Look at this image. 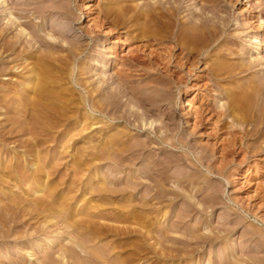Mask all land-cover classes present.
Returning <instances> with one entry per match:
<instances>
[{
    "label": "rangeland",
    "instance_id": "374dc122",
    "mask_svg": "<svg viewBox=\"0 0 264 264\" xmlns=\"http://www.w3.org/2000/svg\"><path fill=\"white\" fill-rule=\"evenodd\" d=\"M22 1L29 3L25 4ZM31 1L6 0L4 6L0 4V264H10V262L14 264L23 258L29 257L28 255L32 252L34 253L32 259L36 260H40L47 253L56 256L59 252L57 251L58 248L60 249L62 248L61 246L65 245L72 246L75 240L81 244V247L83 245L82 249L84 247L87 250L97 249L102 248V246L103 248L111 249L110 255H113L115 251L111 246L113 247V244L114 246L117 244L120 247L119 250H122L121 253H124L122 257L128 253L129 261L135 260L137 262L136 260L142 258L141 262H146H143V264H227L230 260H232L233 264H264V185H259L264 182V162L261 160L262 158L253 156L248 160V164H239L243 156L240 154H229L223 165L219 164L221 160V147L219 145L221 138L218 141L219 143L217 142L218 144L215 145L214 142L217 139L214 138V140L213 136L207 135V133L211 132L210 128L207 130L203 126L193 127L192 125L194 112L202 110L200 106L210 99L208 98L210 94L208 89L212 87L215 88L213 92V95H216L215 106L218 103L219 105L222 103L226 104L229 102L230 97L231 100L233 96L236 98L241 89L248 93L251 89L252 97L249 98L250 94L244 93V96L245 94L248 95L247 97L243 96L239 100V104H237L239 111L237 110L238 112H235V114H242V119L243 117L245 119L250 117L252 122L250 123L253 124V117L262 108L261 110L263 111L260 110L262 113L259 116L257 115L258 119L260 117L261 120H258V124L260 123L258 126H264V104L262 105V98H259L261 96H258L257 92L256 94L254 93L257 89L255 91L252 89L253 85H256L257 82L264 78V42L262 49L259 48L258 53L253 48L255 46L253 37L256 35L264 36V0H160L161 2L159 0H52L53 2L49 1V3L47 1L48 5L51 3L50 9L43 14L35 11L36 5L32 4ZM124 1L130 5L132 4L136 10L139 8L140 10L146 9L149 4L155 1H157L156 4L159 7H162L164 12H166V8L171 6H177V8L173 11L175 15L161 17L160 22H147L144 25L145 23L139 21V27L136 25L124 28L126 21H124L125 19L120 12V5ZM83 3L86 5L84 8L82 7ZM53 5L56 10L60 6L71 11L72 18L75 16L74 22L70 24L69 19H67L69 21L66 19H64L66 21H62L60 11L53 10ZM103 7L110 12L108 23L106 24V27L109 28L108 32H104L107 31V28H104L103 32L87 36L85 31L89 26L91 28L94 25L95 16ZM9 11H11L10 14H8ZM84 12H87L90 20L84 19ZM200 16L202 18L206 16L210 21V29L213 32V36H211V32L210 36L207 35V39L203 33L199 32V34L196 33L198 31H194L195 34L188 27L190 21L191 23L193 21L197 22L196 20ZM116 25L120 32L125 35L122 33L120 35V39L123 38L124 40L122 45L118 42V39L114 38L117 32ZM128 25H131V23ZM55 28L68 33V36L64 37L65 40L52 31ZM22 29L23 32H21ZM24 29L25 31L33 30L38 32L46 39L49 38L46 32L53 34V38L56 41H65V43H61L66 46L71 45L69 43L72 40L81 42L83 45L80 44L79 47L81 49L83 47V49L73 51L49 50L45 47H40L39 49L38 43L32 40L31 35L26 36L27 31L25 32ZM191 31L192 34H190ZM125 32L129 33L126 34ZM127 35L130 36V39L126 38ZM210 37L213 39L210 40ZM4 38L5 40H3ZM15 41H18V43L14 44ZM94 43L96 44L94 45ZM207 43H209V46L206 50L205 45ZM4 44L11 46L5 47L6 50H3ZM26 46L28 50H26ZM30 46L34 47V50H30ZM109 46L120 49L118 52L122 54L121 58L116 59L114 66H109L110 59L108 63L106 61L108 65L104 72L106 77H110L108 84L113 86L119 85L114 72H116V69L122 68V63H127V56L130 51L146 57L145 59L148 63L146 68L136 67L137 69L142 68L143 71L133 70V73L137 75H132V85L140 83L142 79L152 81L153 83H150V88L147 91H150L153 95L161 94L160 98L162 99H160L159 103L163 105L160 112H149L146 120L149 119L146 122H153L152 130L163 124L168 125L170 131H167V138L174 133L179 139L183 138L182 140L189 143L188 147L184 146L182 148L179 145H176L177 147L167 145L154 151L156 155H163V157L166 156L173 159L172 170L178 174L183 173L181 176L198 177V180L194 181L196 184L192 183L189 185L190 188L189 186L186 188H183L185 185L182 186L184 190H181V193L183 195L176 197L172 203L164 201L163 204H157L158 199L152 200L156 207L159 205L160 208L163 207L164 212L161 211L162 209L159 211L165 215L161 216L163 214L159 215L158 210H155L151 216H156L154 220L156 222L149 228H147L149 225L143 228L142 224L146 218L144 214H147V207L143 204L145 199H149L146 183L148 181L144 177H137L143 172V166L147 164V160L144 162V159H137L132 163L133 165L126 166L125 164L122 165L123 167L118 165V161L115 163L122 156L120 154L128 155L127 151L125 153L124 151L122 153L115 152L114 155L120 153L117 157L112 155V151H110L111 153H107L112 155V157L114 156L115 160L111 159L112 157L107 160H100L101 153L104 152L101 150L100 144L105 140L107 142L109 139L108 135L111 136L112 132L119 130L127 133L128 131V135L124 133L123 137V140H126L127 143L130 142V138L132 141H135L136 138L145 139L146 133L145 135L138 134L126 121H119L113 124L108 121L107 126L103 127L102 123H98L96 127V121L101 115L98 113H93L92 117L87 115V112L92 113L87 93L91 90V94L94 93L92 98L95 100L96 92H93L95 91L93 88L96 87L93 86L105 88V83H101L99 79L100 70L95 69L91 65V61L94 58L103 56V62L98 60V63L103 65L104 61L107 60L106 53ZM18 48H25V50H18ZM99 50L101 53L103 50L105 54L102 53L103 55H100ZM37 55L40 58H37ZM25 56L28 57L26 61L24 60ZM33 57L40 59L39 64L36 62L37 59L33 60ZM189 60L190 63L193 62L192 60L198 61L194 71L187 74L186 64ZM23 62L28 66L30 64L32 66V63L37 64H35L36 66L33 65L36 69L35 77L38 74H41V76H43L42 74H45L44 76L47 75L45 83L43 82L47 87L41 85V83L40 85L47 90L50 87V97L46 95L44 98L43 93L41 91L38 92L41 88L40 86L33 92L24 89L25 80H23L21 75L27 70L28 66ZM17 65H21L18 70H16ZM86 67H89L87 69L90 70L84 71ZM93 67L95 71H93ZM138 74L143 75L139 76ZM176 74L182 75L185 78V82L176 84L173 77ZM6 76H9V79L5 80L4 77ZM82 78L84 79L82 84L85 88L88 86L90 88V90L86 88L88 90L87 93L76 84V81ZM21 79L23 83L20 82ZM244 88H246V91ZM17 90H21L23 96L21 94L18 95ZM84 99L87 108L84 107ZM123 99L125 100L126 98L123 97ZM186 99H191L188 105H185ZM129 105L132 108L133 102ZM139 106L135 103L133 105L134 108L137 107L140 110V107L143 110L144 108L149 109L147 106L150 105ZM260 106L262 107L260 108ZM163 109L169 111V117L163 114ZM232 118L231 115L226 118V125L232 124ZM132 119L133 117H130V121ZM251 124L247 126L243 123L242 127H246L249 130L254 127ZM240 126L238 123L237 127L240 128ZM260 139L251 138L250 140L248 139L249 143H247L254 146L258 142L260 143ZM217 146L219 147L217 148ZM201 147L206 148L203 153L209 158L207 159L209 161L206 160L207 164L211 163L210 167L212 169L210 172L206 170L204 165L203 167L199 165V168H197L193 167L187 160L181 161L183 160L182 153L188 151L189 148L191 158L196 161L195 156H198L200 151L202 152ZM139 168L140 170L143 168L142 172ZM101 173L106 176H101ZM134 173L136 175L138 173V175L134 176ZM259 173L263 174L260 178H257ZM133 177L136 178L134 179ZM102 179L106 181L104 180V182ZM258 179H260L259 183H255ZM173 180H168L164 187L171 189L177 186ZM132 182L135 184V186L133 185L134 187H132ZM127 183H130L131 186ZM126 186L128 187L126 188ZM104 187H108V190L105 191ZM121 187H123L122 191H120ZM115 188L119 189L118 193ZM203 189L205 190L203 191ZM109 190L110 192H108ZM188 196L194 197L191 199L194 210L191 216L186 219L187 221H179L177 216H181L186 212L185 209L187 207L184 206L188 202ZM212 198L216 199V202ZM142 200L143 202H141ZM213 201L214 203H212ZM5 212L6 214H4ZM140 219L142 222H140ZM100 224L102 227L106 225L107 229L102 228L105 231H101ZM158 226L165 227L168 235L170 237L173 236L174 239L165 241L163 252L158 249V253H166L168 256L165 254V257L155 258L152 252L145 250V244H147L150 236V234L146 236L147 234L145 233L147 232L145 231L151 228L153 233L156 234ZM185 227H187L188 231ZM190 227H194L198 234L211 232L212 235L216 234L218 237L212 243L206 242V244L204 243L203 246L197 248L198 245H194L197 244L195 243V238L188 239L191 235L187 233L190 231ZM116 228L120 233L117 232L119 235L115 233ZM171 228H174V232ZM184 230L186 231L184 232ZM183 232L186 234L184 235ZM47 238L52 242L54 241L52 245L49 242L50 251L53 249L54 251H51L53 253L50 251L46 253L45 250L49 247L47 244L35 250L33 249L35 239H39V242L45 244ZM180 240H187L188 243L185 244ZM191 246L192 248H197V250L194 251V249L190 248ZM231 246L235 248L234 251L229 248ZM189 249L191 250L189 251ZM78 250H80V247L77 249V252L80 253ZM231 251L235 255L232 256ZM130 255L131 257H129ZM117 256L119 257V254L115 257ZM128 259L126 262L133 264Z\"/></svg>",
    "mask_w": 264,
    "mask_h": 264
},
{
    "label": "bare ground",
    "instance_id": "6f19581e",
    "mask_svg": "<svg viewBox=\"0 0 264 264\" xmlns=\"http://www.w3.org/2000/svg\"><path fill=\"white\" fill-rule=\"evenodd\" d=\"M46 1V2H45ZM47 1H48V3H49V1H52V0H32L31 2H32V4L34 3V5H36L35 6V11L36 12H38L39 14H43V13H45L46 11H49V9H50V4L48 5L47 4ZM160 1V0H159ZM25 2V4H27V3H29V2H27V1H22V3H24ZM53 2V1H52ZM156 2L157 1H155L154 3H152V4H149L147 7H146V9L144 8V9H141L140 10V8L138 9V10H136V8L135 7H133L132 6V4L130 5V4H128L127 2H125L124 1V3H127V4H124V3H121L122 5H120V12L122 13V17L125 19L124 21H126V23L124 24V28H128V27H130V26H136V25H138L139 23V21H142L143 23H145L144 25H146V23L148 22H160L161 20H160V18L161 17H165V16H167V15H175V13L173 12L176 8H177V6H175V7H169V8H166V12H164L163 11V9H162V7H159L158 6V4H156ZM161 2V1H160ZM170 2V1H169ZM21 3V2H20ZM55 3V2H54ZM0 4L2 5V6H4L5 4H6V0H0ZM53 4V3H52ZM13 5V4H12ZM18 5H19V3H18ZM20 6H21V4H20ZM26 6V5H25ZM58 6V5H57ZM86 5L83 3V8L85 7ZM101 6V5H100ZM27 7V6H26ZM51 7H52V5H51ZM54 5H53V10H55V11H60V15H61V18H62V21L64 20V19H69L70 20V24H72L73 22H74V17L72 18V13H71V11H69V10H67V9H65V8H63V7H60V6H58L57 7V10L56 9H54ZM56 8V7H55ZM101 8V7H100ZM106 9V8H105ZM104 9V7L101 9V10H99V12H98V14H97V16H95V19H94V22H93V26L90 28V26L87 28V30L85 31V34L87 35V36H92V34H97V32L98 33H100V32H103V30H104V28H107L106 27V24L108 23V15H109V13L110 12H108V10H105ZM109 9V8H108ZM84 10V9H83ZM114 10V9H113ZM118 10V9H117ZM112 11V10H111ZM10 12L11 11H9V13L8 14H10ZM96 15V14H95ZM83 16L85 17L84 19H86V20H90V18H89V16H88V14H87V12H84V14H83ZM115 16V15H114ZM7 17V16H6ZM59 17V16H58ZM170 17V16H169ZM14 19V18H13ZM13 19L11 20L12 21V24L14 23L13 22ZM43 20V19H42ZM66 20H64V21H66ZM69 20H67V21H69ZM118 20V19H117ZM113 21H115V20H113ZM197 22H195V21H193L192 23H191V21H190V23H189V29L191 28L192 29V31H193V33H195L194 31H198V32H196V33H199V32H201V33H203L206 37V39H207V35H209L212 31H211V29H210V21H209V19L208 18H206V16H204V18H202V16H200V18L198 19V20H196ZM262 21V20H261ZM122 22V21H121ZM131 23V25H128V24H130ZM141 23V22H140ZM11 24V23H10ZM45 24V23H44ZM68 24V23H67ZM159 24V23H158ZM17 25V24H16ZM55 25V24H54ZM114 25V24H113ZM148 25V24H147ZM50 26V25H49ZM53 26V25H52ZM142 26H143V24H142ZM156 26V25H155ZM55 27V26H54ZM53 27V28H54ZM111 27V26H110ZM122 27V26H121ZM122 27V28H123ZM137 27H139V25L137 26ZM146 27V26H145ZM149 27V26H148ZM151 27V26H150ZM154 27V26H153ZM180 27V26H179ZM116 28H117V32H116V36L114 35V38H116V39H118V42L122 45L123 43H124V40H123V38L122 39H120V35H121V33L122 32H120V30L118 29V27H117V25H116ZM3 29V28H2ZM29 29V28H28ZM31 29V28H30ZM108 29L109 28H107V31H104V32H108ZM138 29V28H137ZM142 29V28H141ZM152 29V28H151ZM219 29V28H218ZM33 30H34V28H33ZM33 30H26L25 31V29H24V31L26 32V36L27 35H31V37H32V40H35L34 42H36V43H38V47H39V49H40V47H45L46 49H49V50H54V49H58V50H82L83 49V47H82V49H81V47H79L80 46V44H82L81 42H78V41H74V40H72L71 42L70 41H68V42H70L69 44H71V45H69V46H66V45H64V43H65V41H61V42H64L63 44L60 42V41H56V39L55 38H53L54 36H53V34H49V33H47L46 32V35L47 36H49V38L48 39H46V38H44V36H41L38 32H35V31H33ZM124 30V29H123ZM5 31V30H4ZM46 31V30H45ZM52 31H54V32H56L57 34H59L60 36H61V38L63 37H65V36H68V33L67 32H65V31H63V30H61V29H52ZM135 31H136V28H135ZM149 31H151V30H149ZM192 31H191V33L190 34H192ZM21 32H23V29H22V31ZM109 32H110V30H109ZM127 32V31H126ZM125 32V33H126ZM139 32V31H138ZM153 32V31H152ZM6 33H7V31H6ZM129 33V32H128ZM128 33H126V34H128ZM144 33V32H143ZM195 33V34H196ZM23 34V33H22ZM95 34V35H96ZM123 34V33H122ZM134 34V33H133ZM154 34V33H153ZM200 34V33H199ZM199 34H198V36H199ZM202 34V35H203ZM212 35L211 36H213V32L211 33ZM45 35V36H46ZM124 35V34H123ZM131 35V34H130ZM143 35V34H142ZM145 35V34H144ZM149 35V34H148ZM125 36V35H124ZM133 36V35H132ZM156 36V35H155ZM194 36V35H193ZM210 36V35H209ZM208 36V37H209ZM97 37V36H96ZM138 37V36H137ZM144 37V36H143ZM197 37V36H196ZM203 37V36H202ZM60 38V37H59ZM126 38H129L130 39V36L129 35H127V37ZM125 38V39H126ZM139 38V37H138ZM204 38V39H205ZM211 38V37H210ZM209 38V39H210ZM254 38V40H253V42L255 43L254 45V51L256 52V53H258L259 51V48H261L262 49V44H263V39H264V36L263 35H261V36H258V35H256L255 37H253ZM50 39V40H49ZM71 39V38H70ZM160 39V38H159ZM198 39V38H197ZM205 39V40H206ZM213 38H211L210 40H212ZM2 40V39H1ZM3 40H5V38L3 39ZM62 40V39H61ZM63 40H65V38L63 39ZM123 40V41H122ZM126 40H128V39H126ZM125 40V41H126ZM210 40H208V41H210ZM207 41V42H208ZM5 42V41H4ZM83 42V41H82ZM130 42V41H129ZM183 42H185V41H183ZM8 43V42H7ZM10 43V42H9ZM16 43H18V41L16 42H14V44H16ZM210 43V42H209ZM209 43H207L206 45H205V48H206V50H207V48H208V46H209ZM6 44V43H5ZM4 44V45H5ZM19 44H22V43H19ZM29 44V43H28ZM96 43H94V45H95ZM140 44V43H139ZM142 45H146V43L144 42V44L143 43H141ZM171 44V43H170ZM182 44H184V43H182ZM83 45V44H82ZM9 46H11V45H9ZM9 46H7V45H5V46H3L4 48H3V50H6L5 49V47H9ZM14 46H16V45H14ZM97 46V45H96ZM134 46V45H133ZM139 46V45H138ZM147 46V45H146ZM145 46V47H146ZM27 47V46H26ZM185 47V46H184ZM13 48V47H12ZM21 48V47H20ZM20 48H18V50H22V49H24L25 50V48H22V49H20ZM30 48V50H34L33 48H32V46H30L29 47ZM44 48V49H45ZM96 48V47H95ZM137 48V47H136ZM139 48V47H138ZM167 48V47H166ZM10 49V48H9ZM36 49V48H35ZM38 49V48H37ZM38 49V50H39ZM129 49V48H128ZM134 49V48H133ZM144 49V48H143ZM149 49H151V48H149ZM168 49V48H167ZM170 49V48H169ZM7 50H8V48H7ZM26 50H28V47H27V49ZM118 50H120V49H118V48H116V47H113V46H109L108 48H107V55H106V58H107V60H105L104 62V64L103 65H100V63H98V60H101L102 61V59H103V56H99V57H97V58H94L92 61H91V65L92 66H94L95 67V69H98V71L100 72L99 74H100V76H99V79H100V81H101V83L103 82V83H105V88H97V86H93V87H96V88H93V90H95V91H93V92H96V95H95V98L97 99V101H96V99L94 100V98H92V95L94 94H91V90H90V88H89V86L88 87H86V88H89V93H87L88 92V90H86V88H85V86L82 84V81L84 80L83 78L81 79V80H78V81H76V84L77 85H79L80 87H82L83 88V90L88 94V98H89V106H90V108H91V110H92V113L90 112V113H88L87 112V115L89 116V117H92V114L93 113H98L99 115H101L100 116V118L96 121V127H97V124L98 123H102V126L104 127V126H107L106 124H107V122L108 121H110V123L111 124H113V123H115V122H119V121H126V122H128L129 123V126L130 127H133V129H135L136 131H137V133L138 134H143V135H145V133H146V135H145V139H137L136 138V140L135 141H132V140H130L129 139V143H127V141L126 140H123V137H124V135L126 134V135H128V131H127V133L126 132H121V131H119V130H117L116 132H110L112 135L110 136V135H108V137H109V139H108V141L106 142V140L105 141H103L102 142V144H100V148H101V150L102 151H104V152H100L101 154H102V156H100L101 158H100V160L102 159V160H107L108 158H111L112 157V155H114L115 154V152H120V153H122L123 151H124V153H125V151H127L128 152V155H123V154H120V155H122L121 157H120V159L118 160H116L115 161V163L117 162V163H119L118 165H125L126 164V166L128 165H131L132 163H134V161H136L137 159H144V162H146L145 160H147V164H145V166H143L144 167V169L143 168H141V170L143 169V172L140 170V168H139V170L142 172V173H140V175H138V173H137V175L135 174L134 176H137V177H144L145 179H147V181L148 182H146L147 183V190H148V195H149V199H145V201H144V206H146L147 208V210H146V215L144 214V217L146 216V218H145V220H144V223H142L143 224V228H145L146 226H148L147 228H149V227H151V226H153L152 224H154L156 221H154L155 220V218H156V216H151L152 215V213H154L155 212V210H158V214L159 215H161V214H163V215H161V216H164L165 214L164 213H160V211L159 210H161L162 208H160L159 206L158 207H156L155 206V204H154V202H152V200L154 201L155 199H158V203L157 204H163V202L165 201H170L171 203L173 202V200L176 198V197H178V196H182L183 194L181 193V190H184V189H182V186H184L185 185V187H183V188H186L187 186H189L190 184H192V183H194V184H196L195 182H196V180H198V177H196V176H191V177H189V176H181L183 173H176L175 171H173L172 169V164H173V159H171V158H168V157H163V155H156V153H155V149H158V148H163V147H165V146H167V145H172V146H176V145H179L180 147H188V144L189 143H187V142H185V140H182V139H179L178 137H177V135H174V133H173V135L171 134H169L170 135V137L169 138H167V131L169 130L168 129V125L166 126V125H164L163 123V125L161 126L160 125V127H158V128H153V130H152V123L153 122H149V123H147L146 121L149 119H147L146 120V116H147V114L149 113V112H153V111H161L162 110V104L160 105V99H162V98H160L162 95L160 94V95H157V94H154L153 95V93H150V91H147L148 90V88H150L149 86H150V83L152 82V81H146V79H142V81H141V79H140V83H138V84H136V85H132V83H133V80L131 79V77H132V75L134 74L133 73V70H135V71H138V70H142L143 71V69L142 68H146V64H148L147 63V61H146V57H143V56H141V55H139L137 52H134V51H130L128 54V56H127V60L128 61H126L127 63H122V68H119L118 70L116 69V72H114L115 73V76H116V80H117V82H118V86L116 85V86H113L112 84L110 85V84H108L109 82V80H110V77H106V74H105V72H104V70L107 68V65L108 64H106V61H107V63H108V61H109V59H110V67L111 66H114L115 64H116V59H118V58H121L122 57V54L121 53H119L118 52ZM132 50V49H131ZM137 50V49H136ZM209 50V49H208ZM100 51V50H99ZM151 51V50H150ZM26 52V51H25ZM80 52V51H79ZM37 53H38V51H37ZM76 53V52H75ZM78 53V52H77ZM102 53H103V50H102ZM101 53V51H100V55L102 54ZM150 53V52H149ZM154 53V52H153ZM163 53V52H162ZM3 54V53H2ZM81 54V53H80ZM103 54H105V53H103ZM102 54V55H103ZM127 54V53H126ZM158 54V53H157ZM26 55V54H25ZM35 55V54H34ZM74 55H77V54H74ZM96 55V54H95ZM159 55V54H158ZM205 55H206V53H205ZM256 55V54H255ZM30 56V55H29ZM40 56V55H39ZM43 56V55H42ZM42 56H41V59H42ZM44 56H46V55H44ZM197 56V55H196ZM23 57V56H22ZM51 57V56H50ZM74 57V56H73ZM96 57V56H95ZM257 57V56H256ZM26 58L28 59V57H26L25 56V61H26ZM34 58V57H33ZM37 58H40V57H38V55H37ZM36 57L33 59V60H35V59H37ZM45 58V57H44ZM125 58V57H124ZM74 59V58H73ZM44 60V59H43ZM112 60V61H111ZM161 60V59H160ZM181 60V59H180ZM166 61V60H165ZM193 62H191L190 63V60H189V62H187V64H186V68H187V74L188 73H191L192 71H194V69L196 68V65H197V61H195V60H192ZM32 62H34V61H32ZM36 62L38 63V62H40V59L38 60H36ZM46 62V61H45ZM103 62V61H102ZM163 62V61H162ZM256 62V61H255ZM23 63H25V62H23ZM161 63V62H160ZM264 63V62H263ZM16 64V63H15ZM33 65H35L36 63H32ZM39 64V63H38ZM256 64V63H255ZM25 65H27L26 63H25ZM31 65V64H30ZM28 66L26 69V71L21 75L22 76V78H23V80H25V82H24V84H23V86H24V89L25 90H29V92H33V90H36L37 88H39V86L41 87V85H43V86H46V84L44 85L43 84V82L44 81H46V76H44L45 74H42L43 76H41V74L39 75L38 73V76H34V74L36 75V72H35V67L32 65V66ZM37 65V64H36ZM35 65V66H36ZM45 65V64H44ZM159 65V64H158ZM21 65H17V67H16V70H18L19 69V67H20ZM23 66V65H22ZM47 66V65H46ZM26 67V66H25ZM42 67V66H41ZM94 67L92 68L93 69V71H95L94 70ZM136 67H142L141 69H137ZM156 67V66H155ZM238 67V66H237ZM241 67V66H240ZM22 68V67H21ZM87 68H89V67H86V70H84V71H88V70H90V69H87ZM118 68V67H117ZM164 68V67H163ZM50 71V70H49ZM145 71V70H144ZM81 72V71H80ZM91 72V71H90ZM167 72V71H166ZM46 73V72H45ZM178 73V72H177ZM47 74V73H46ZM89 74V73H88ZM87 74V75H88ZM148 74V73H147ZM169 74V73H168ZM18 75V74H17ZM137 75V74H136ZM135 74H134V76H136ZM139 76L140 75H143V74H138ZM146 75V74H145ZM90 76V75H89ZM157 76V75H156ZM94 77V76H93ZM173 77H174V80H175V82H176V84H182V83H184L185 82V78L184 77H182V75H173ZM86 78V77H85ZM89 78H91V77H89ZM97 78V77H96ZM4 79L6 80V79H9V76L7 77H4ZM80 79V78H79ZM160 79V78H159ZM87 80H88V78H87ZM47 81H49V80H47ZM80 81H81V83H80ZM135 81H137V80H135ZM134 81V82H135ZM20 82H22V79L20 80ZM86 82V81H85ZM138 82V81H137ZM136 82V83H137ZM23 83V82H22ZM22 83H20V84H22ZM40 83H41V85H40ZM45 83V82H44ZM46 83H48V82H46ZM83 83H84V81H83ZM87 83V82H86ZM85 83V84H86ZM100 83V84H101ZM153 83V82H152ZM161 83V82H160ZM163 83V82H162ZM249 84V83H248ZM252 84H254V83H252ZM258 84V85H257ZM257 86L256 85H253L252 86V89H253V91H255L256 89L258 90H256L254 93L256 94V92L258 93L257 95L258 96H261V97H259L263 102H262V105L264 104V78L261 80V81H259V82H257ZM104 85V84H103ZM250 85V84H249ZM42 86V87H43ZM100 86V85H99ZM165 86V85H164ZM251 86V85H250ZM41 87V88H42ZM47 87V86H46ZM249 87V86H248ZM21 88H23L22 86H21ZM39 89L38 90V92L39 91H41L42 93H43V96H44V98H45V96L47 95V97L49 96V94H51V93H49L50 91V87L48 88V90L47 89H44V88H42V89ZM56 88V87H55ZM92 88V87H91ZM239 88V87H238ZM243 88V87H242ZM247 88V87H246ZM246 88H244L245 89V91H246ZM250 88V87H249ZM215 88H212V87H210L209 89H208V93H210L208 96V98H210L209 100H207V102H205L204 104H202L201 106H200V109H202V110H200V111H195L194 112V115H193V121H192V125H193V127L195 126H203V128L204 129H211V132L210 133H207V135L208 136H213V139L214 138H216L217 140H215L216 142H214L215 143V145H217L219 142V139L221 140V142L219 143V145H220V149H221V152H220V163L219 164H222L223 165V163H224V161H225V159L227 158V156L230 154H233V155H236V154H240V155H242L243 156V159L240 161V163L239 164H241V163H246V164H248L247 162H248V160L249 159H251V157H253V156H259V157H261L262 159L261 160H263V162H264V126H258L259 124H258V120H260V117H259V119H258V116H259V114H261L262 112L261 111H263V110H261L262 108V106H260V108H257V109H260V110H258L257 112H258V116L256 115V116H254L253 117V119H254V123L253 124H251L252 122L250 121V117L249 118H246L245 119V117H243V119H242V114L241 115H239L238 113H236L235 114V112H238L239 111V107H238V105L237 104H239V100H241L242 99V97L244 96V93H246V92H244V90L243 89H241L240 90V92H242V93H240L239 91V93H238V96H236V98H235V96H233L232 97V100L233 101H236V102H233L232 100H231V97L229 98L230 100H229V102H227L226 104L225 103H222V104H220L219 105V103H218V105L217 106H215V104H214V101H216L215 100V96L213 95V92L215 91L214 90ZM218 89V88H217ZM21 90H23V89H21ZM21 90L20 91H18V95L19 94H23V93H21ZM57 90V89H56ZM239 90V89H238ZM248 90V89H247ZM52 91V90H51ZM71 91H73V90H71ZM250 92L248 93V94H250V96H249V98L250 97H252L251 96V94H252V91H251V89L249 90ZM15 92V91H14ZM24 92V91H23ZM28 92V93H29ZM38 92H37V94H38ZM40 92V93H41ZM59 92V91H58ZM57 92V93H58ZM12 93V92H11ZM39 93V94H40ZM54 93V92H53ZM161 93V92H160ZM14 94V93H13ZM59 94V93H58ZM167 94V93H166ZM224 94V93H223ZM247 94V95H248ZM56 95V94H55ZM65 95V94H64ZM236 95V94H235ZM247 95L245 94V96L247 97ZM14 96V95H13ZM23 96V95H22ZM164 96V95H163ZM244 96V97H245ZM16 97H18V96H16ZM50 97V96H49ZM123 97H125L126 99L124 100L123 99ZM165 97V96H164ZM40 98V97H39ZM65 98V97H64ZM207 98V99H208ZM43 99V98H42ZM58 99V98H57ZM164 100V99H163ZM169 100H171V99H169ZM247 100H249V99H247ZM190 101H191V99H186V103H185V105H188L189 103H190ZM133 102V105H134V103L135 104H137V106L138 105H140V106H144V105H150V106H147V107H149V109L147 108V109H145L144 108V110L142 109V107H140L141 108V110L140 109H137V107L136 108H134L133 107V105H132V108H131V106L129 105L130 103H132ZM162 102V101H161ZM221 102V101H220ZM226 102V101H225ZM238 102V103H237ZM172 103V102H171ZM258 103V102H257ZM169 104V103H168ZM100 105V106H99ZM260 105V104H259ZM130 106V107H129ZM136 106V105H135ZM84 107L85 108H87L86 107V101H85V99H84ZM138 107V108H139ZM167 109V108H166ZM165 109V110H166ZM164 110V109H163ZM165 110H164V112H163V114L164 115H166V117H169L170 115H169V111L168 110H166V112H165ZM238 110V111H237ZM248 110V109H247ZM188 111V110H187ZM245 111H246V109H245ZM244 111V112H245ZM172 112V111H171ZM170 112V113H171ZM240 113H241V110H240ZM159 114V113H158ZM86 115V114H85ZM94 115V114H93ZM169 115V116H168ZM232 116L233 118H232V124L231 125H226L227 123H226V118L228 117V116ZM130 117H133V119H132V121H130ZM97 119V118H96ZM105 120V121H104ZM152 121V120H151ZM236 121V122H235ZM261 121V120H260ZM251 122V123H250ZM238 123H239V125H241L240 126V128H238L237 126H238ZM243 123H245L247 126L249 125V124H251L252 126H254V127H251L249 130H248V128H246V127H242V125H243ZM95 124V123H94ZM110 124V125H111ZM156 126V125H155ZM212 126V127H211ZM243 128V129H242ZM126 130V129H125ZM99 131V130H98ZM124 131V130H123ZM170 131V130H169ZM131 132V131H130ZM109 133V134H110ZM114 133V134H113ZM167 134V135H166ZM138 136V135H137ZM125 137H127V136H125ZM106 138V137H105ZM212 138V137H211ZM251 138H253V139H259V138H261L260 140V143L258 142V144H256V145H254V146H251V145H249L248 143H249V140L251 139ZM249 139V140H248ZM248 140V141H247ZM218 142V143H217ZM248 142V143H247ZM255 143H257V142H255ZM213 144V143H212ZM191 146V145H190ZM205 146V145H204ZM210 146V145H209ZM177 147V146H176ZM208 147V146H207ZM213 147H216V146H213ZM219 146H217V148H218ZM216 148V149H217ZM206 148H202L201 147V150H202V152L200 151V154H198V156H195L196 158V161H194L192 158H191V154H190V148H189V150L188 151H184L183 153H182V159L183 160H181V161H189L192 165H193V167L195 166V167H197V168H199V165H202V167H203V165L204 166H206V170L207 171H209L210 172V170L212 169L210 166V164L208 163L207 164V161H209V160H207V159H209V158H207V156L203 153L204 152V150H205ZM214 149V148H213ZM212 150V149H211ZM110 151H112V155H110V154H108L107 152H109V153H111ZM216 152H217V150H216ZM208 153V152H207ZM119 154L117 155V153H116V155H114V156H119ZM215 154V153H214ZM90 155V154H89ZM196 155V154H195ZM112 157L111 159H114L115 157ZM172 156V155H171ZM174 156V155H173ZM210 156V155H209ZM88 157V156H87ZM90 158V157H89ZM94 158V157H93ZM96 158V157H95ZM99 158V157H98ZM119 158V157H118ZM176 158V157H175ZM178 158V157H177ZM116 159V158H115ZM114 159V160H115ZM238 159V158H237ZM97 160V159H96ZM180 160V159H179ZM207 160V161H206ZM228 161V160H227ZM239 161V160H238ZM177 162V161H176ZM206 162V163H205ZM136 163V162H135ZM174 163H175V160H174ZM186 163V162H185ZM214 163V162H213ZM228 163V162H227ZM144 164V163H143ZM207 164V165H206ZM215 164V163H214ZM226 164V163H225ZM133 165V164H132ZM117 166V165H116ZM120 166V167H121ZM123 167V166H122ZM121 167V168H122ZM142 167V166H141ZM213 167V166H212ZM218 168H219V166H218ZM221 168V167H220ZM264 168V167H263ZM137 169V168H136ZM135 169V170H136ZM174 169H176V168H174ZM115 171V170H114ZM120 172V171H119ZM137 172H138V169H137ZM133 173V172H132ZM131 173V174H132ZM220 173V172H219ZM264 173V172H263ZM262 173V174H263ZM262 174L261 173H259V177H257V178H260L261 176H262ZM101 176H103L104 175V177L106 176L105 174H103L102 175V173L100 174ZM264 175V174H263ZM133 176V175H132ZM103 177V178H104ZM132 178V177H131ZM134 178V177H133ZM136 178V177H135ZM134 178V179H135ZM137 179H139V178H137ZM143 179V178H142ZM172 179H174L173 181H174V183L176 182V185L177 186H175V187H172L171 189H166V187H164V185H165V183H167V181L168 180H172ZM105 180V179H104ZM103 179H102V181H104ZM37 181V180H36ZM101 181V180H100ZM106 181V180H105ZM104 181V182H105ZM113 181V180H112ZM138 181V180H137ZM146 181V180H145ZM195 181V182H194ZM258 181H260V179H258L257 180V182H255V183H259ZM103 182V183H104ZM107 182H109V181H107ZM142 182V181H141ZM262 182H263V180H262ZM114 183V182H113ZM134 183L136 184V182H135V180H134ZM138 183H139V181H138ZM137 183V184H138ZM199 183V182H198ZM109 184V183H108ZM128 184V183H127ZM135 184H133V182H132V187H134L135 186ZM141 184V183H140ZM104 185V184H103ZM128 185H130V183L128 184ZM134 185V186H133ZM259 185H264V182H263V184H259ZM106 186V185H105ZM131 186V185H130ZM129 186V187H130ZM137 186V185H136ZM199 186V185H198ZM110 187V186H109ZM128 186H126V188H127ZM200 187V186H199ZM198 187V188H199ZM205 187H206V185H205ZM111 188V187H110ZM122 188L123 187H121V190L120 191H122ZM136 188V187H135ZM180 188V189H179ZM189 188H190V186H189ZM210 188V187H209ZM130 189H131V187H130ZM134 189V188H133ZM206 189V188H205ZM205 189H203V191L205 190ZM207 189H208V187H207ZM104 190L105 191H107L108 190V187H104ZM112 190V189H111ZM113 190H114V188H113ZM112 190V191H113ZM115 190H117V188H115ZM186 190V189H185ZM193 190V189H192ZM198 190V189H197ZM202 190V189H201ZM257 190V189H256ZM94 191V190H93ZM104 191V192H105ZM118 191H119V189L117 190V193H118ZM124 191H126V190H124ZM202 191V192H203ZM210 191V190H209ZM263 191V190H262ZM108 192H110V190L108 191ZM115 192V191H114ZM208 192V191H207ZM31 194V193H30ZM194 194V193H193ZM184 195H186V194H184ZM207 195V194H206ZM36 196V195H35ZM26 197V196H25ZM24 197V198H25ZM29 197V196H28ZM39 197H41V196H39ZM50 197V196H49ZM146 197V196H145ZM214 197V196H213ZM217 197V196H216ZM37 198V197H36ZM147 198H148V196H147ZM192 198H194L193 196H188V202H187V204H186V206H184V207H187L186 209H185V213L184 214H182L181 216H177V218L179 217V221H181V220H186L188 217H190L191 216V214H192V212H193V203L191 202V199ZM43 199V198H42ZM45 199H46V197H45ZM142 199V198H141ZM212 199H214V198H212ZM212 199H211V201H212ZM8 200V199H7ZM216 199H214V201H215ZM16 201V200H15ZM24 201V200H23ZM26 201V200H25ZM46 201V200H45ZM208 201V200H207ZM214 201L212 202V203H214ZM39 202V201H38ZM49 202V201H48ZM141 202H143V200L141 201ZM216 202V201H215ZM16 203V202H15ZM14 203V204H15ZM42 203V202H41ZM211 203V204H212ZM263 203V202H262ZM7 204V203H6ZM30 204V203H29ZM47 204V203H46ZM112 204V203H111ZM138 204V203H137ZM166 204V203H165ZM164 204V205H165ZM43 205V204H42ZM15 206H17V205H15ZM41 206V205H40ZM49 206V205H48ZM92 207V206H91ZM127 207V206H126ZM19 208V207H18ZM27 208V207H26ZM51 208V207H50ZM13 209V208H12ZM17 209V208H16ZM38 209V208H37ZM257 209V208H256ZM2 210V209H1ZM6 210H7V208H6ZM21 210V209H20ZM16 211V210H15ZM26 211V210H25ZM46 211V210H45ZM162 212H164L163 211V209L161 210ZM59 212V211H58ZM134 212H135V210H134ZM16 213V212H15ZM4 214H6V212L4 213ZM25 214V213H24ZM31 214V213H30ZM143 214V213H142ZM150 214V215H149ZM157 214V215H158ZM179 214V213H178ZM39 215V214H38ZM156 215V214H155ZM3 216V215H2ZM17 216H19V215H17ZM47 216V215H46ZM100 216V215H99ZM137 216V215H136ZM151 216V217H150ZM65 217V216H64ZM93 217V216H92ZM141 217H143V216H141ZM168 217V216H167ZM167 217H165V218H167ZM176 217V216H175ZM197 217V216H196ZM1 218V217H0ZM18 218V217H17ZM87 218V217H86ZM109 218V217H108ZM116 218V217H115ZM126 218V217H125ZM137 218V217H136ZM140 218V217H139ZM160 218H162V217H160ZM12 219V218H11ZM89 219V218H88ZM67 220V219H66ZM85 220H87V219H85ZM116 220V219H115ZM114 220V221H115ZM127 220V219H126ZM125 220V221H126ZM132 220V219H131ZM134 220V219H133ZM138 220V219H137ZM141 220V219H140ZM69 221V220H68ZM71 221V220H70ZM120 221V220H119ZM139 221V220H138ZM187 221V220H186ZM85 222V221H84ZM140 222H142V220L140 221ZM139 222V223H140ZM145 222H146V224H145ZM182 222H184V221H182ZM70 223V222H69ZM78 223V222H77ZM183 224V223H182ZM85 225V224H84ZM138 225V224H137ZM173 225V224H172ZM67 226V225H66ZM100 226H101V224H100ZM103 226H105V227H102L101 226V229L103 228V229H105L106 228V225H103ZM111 226V225H110ZM114 226V225H113ZM124 226V225H123ZM145 226V227H144ZM155 226V225H154ZM169 226V225H168ZM177 226V225H176ZM68 227V226H67ZM72 227V226H71ZM70 227V228H71ZM109 227V226H108ZM118 227V226H117ZM119 227H121V226H119ZM129 227V226H128ZM155 227H157V226H155ZM159 227V226H158ZM170 227H173V226H170ZM111 229H112V227H110ZM114 228H115V226H114ZM125 228H126V226H125ZM141 228H142V226H141ZM205 228V227H204ZM36 229V228H35ZM100 229V228H99ZM98 229V230H99ZM101 230V231H105V230ZM107 229V228H106ZM158 229V231L156 232V234L155 233H153V230H151V228L150 229H147L145 232H147V233H145V234H147L146 236H149L148 234H150V236L148 237L149 239H148V242H147V244H145V250H147L148 252H152L153 254V256L155 257V258H158V257H165V254H162V249L163 248H165L164 247V243H165V241L166 240H171V239H174L173 238V236H171L170 237V235H168V231L166 230V228L164 227H159V228H157ZM172 229V228H171ZM170 229V230H171ZM174 229V228H173ZM172 229V230H173ZM176 229V228H175ZM180 229V228H179ZM184 229V228H183ZM185 229L188 231V229H187V227H185ZM195 228L194 227H190L189 228V232H187V233H190L191 235H190V238H188V239H191L192 237H193V239L194 240H196L195 241V243H197V244H194V245H198V247L197 248H200L201 246H203V244L205 243L206 244V242H209V243H212L214 240H215V238L216 237H218V235H216V234H211V232L210 233H205V232H203V233H197L198 231H195L194 230ZM86 230H88V229H86ZM110 230V229H109ZM114 230V229H113ZM126 230V229H125ZM144 230V229H143ZM177 230H178V228H177ZM181 230V229H180ZM186 230H184V232L186 231ZM44 231V230H43ZM47 231V230H46ZM85 231V230H84ZM97 231V230H96ZM123 231H124V228H123ZM136 231V230H135ZM5 232V231H4ZM24 232V231H23ZM62 232V231H61ZM106 232H108V231H106ZM114 232V231H113ZM117 232L119 233V231H117V228H116V231H115V233L117 234ZM131 232V231H130ZM173 232H174V230H173ZM176 232V231H175ZM181 232V231H180ZM179 232V233H180ZM184 232H183V234H184ZM206 232H209V231H206ZM86 233V232H85ZM92 233V232H91ZM114 233V234H115ZM140 233H141V231H140ZM169 233H170V231H169ZM213 233V232H212ZM27 234V233H26ZM73 234V233H72ZM95 234V233H94ZM105 234V233H104ZM115 234V235H116ZM120 234V233H119ZM119 234H117V235H119ZM153 234V235H152ZM155 234V235H154ZM181 234V233H180ZM186 234V233H185ZM184 234V235H185ZM23 235V234H22ZM76 235V234H75ZM142 235H143V232H142ZM183 235V236H184ZM187 235H189V234H187ZM73 236V235H72ZM220 236V235H219ZM86 237V236H85ZM94 237V236H93ZM189 237V236H188ZM20 238V237H19ZM197 238H198V240H197ZM119 239V238H118ZM145 239H146V237H145ZM49 239L47 238L46 240H45V244L43 243H41V242H39V239H35L34 240V243H33V249L35 250V249H37L38 247H43L44 245H48L49 247H48V249H44L45 251H46V253L48 252V251H50V243H51V245H52V243L54 242H52L51 240H49ZM182 240V239H181ZM180 240V241H181ZM73 241V240H72ZM72 241H71V243H72ZM173 241V240H172ZM50 242V243H49ZM80 242V241H79ZM86 242V241H85ZM112 242V241H111ZM169 242V241H168ZM181 242H184L185 244L186 243H188V241L187 240H183V241H181ZM74 243V244H73ZM72 243V246H74V247H72L71 245L70 246H67V245H65V246H61L62 248H58V250L57 251H59L58 253H57V255L56 256H53V254L52 255H49L50 253H47V255L45 256L44 255V257L42 258L41 257V259L40 260H36V259H32V257L34 256V253L32 252L31 254H29L28 256L29 257H27V258H23L22 260H20V261H18V262H16V263H14V264H129V263H127L126 261H127V259H128V257H127V255H129L128 253H127V255L125 254V256H123L122 257V255L124 254V253H121V251L119 250V248L120 247H118L117 246V244H116V246H114V244H113V247L111 246V248L113 249V250H115L114 251V253H113V255H110L111 254V249H107V248H103V246H102V248H97V249H90V250H87V249H85V247H84V249H82V247H83V245H82V247H81V244H79L78 243V241L76 242V240H75V242H73ZM81 243V242H80ZM167 243V242H166ZM191 243V242H190ZM64 244H66V243H64ZM63 244V245H64ZM112 245V244H111ZM132 245V244H131ZM166 245V244H165ZM184 245V244H183ZM188 245V244H187ZM191 245V244H190ZM189 246V245H188ZM53 247V246H52ZM75 247L78 249V247H80V250H78V251H80V253H78L77 252V249L75 250ZM101 247V246H100ZM128 247V246H127ZM46 248V247H45ZM90 248H92V247H90ZM93 248H96V247H93ZM168 248V247H167ZM190 248H192V246L190 247ZM197 248H192V249H194V251H196L197 250ZM232 251H234V247L233 246H231V247H229ZM161 250L162 252H159L158 253V251L159 250ZM181 249V248H180ZM184 249V248H183ZM259 249V248H258ZM53 250V249H52ZM51 250V251H52ZM157 250V251H156ZM191 249H189V251H190ZM210 250V249H209ZM33 251V250H32ZM43 251V250H42ZM50 251V252H51ZM54 251V250H53ZM56 251V252H57ZM174 251V250H173ZM187 251V250H186ZM231 251V252H232ZM44 252V251H43ZM192 252V251H191ZM230 252V253H231ZM45 253V254H46ZM51 253H53V252H51ZM55 253V252H54ZM82 253V254H81ZM130 253V252H129ZM190 253V252H189ZM234 252H232L231 254H232V256L233 255H235V254H233ZM36 254H38V253H36ZM117 254H119V257L117 256V257H115ZM149 254H151V253H149ZM170 254V253H169ZM115 255V256H114ZM167 256H168V254H166ZM180 255V254H179ZM121 256V257H120ZM141 256H143V255H141ZM182 256V255H181ZM225 256V255H224ZM129 257H131V255L129 256ZM147 257V256H146ZM149 257V256H148ZM170 257V256H169ZM172 257V256H171ZM35 258V257H34ZM38 258V257H37ZM141 259L142 258H140V259H138V260H136L137 262H135V260L134 261H129V259H128V261L129 262H133V264H143V262L144 263H146L145 261H143V262H141ZM144 259V258H143ZM151 259V258H150ZM164 259V258H163ZM240 259V258H239ZM256 259V258H255ZM11 260V259H10ZM19 260V259H18ZM36 260V261H35ZM149 260V259H148ZM253 260V259H252ZM7 261V260H6ZM14 261V260H13ZM234 261H236V260H234ZM1 262V261H0ZM135 262V263H134ZM155 262V261H154ZM224 262V261H223ZM4 263V262H3ZM218 263V262H217ZM10 264H11V262H10ZM130 264H132V263H130ZM216 264V263H215ZM227 264H233V262H232V260H230V262L229 263H227Z\"/></svg>",
    "mask_w": 264,
    "mask_h": 264
}]
</instances>
